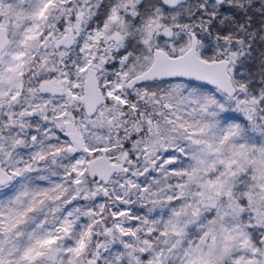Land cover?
<instances>
[{
  "label": "snow or ice",
  "instance_id": "obj_1",
  "mask_svg": "<svg viewBox=\"0 0 264 264\" xmlns=\"http://www.w3.org/2000/svg\"><path fill=\"white\" fill-rule=\"evenodd\" d=\"M0 264H264V0H0Z\"/></svg>",
  "mask_w": 264,
  "mask_h": 264
}]
</instances>
